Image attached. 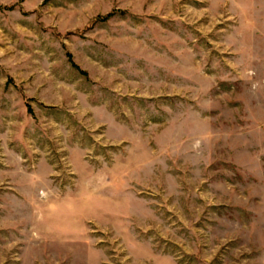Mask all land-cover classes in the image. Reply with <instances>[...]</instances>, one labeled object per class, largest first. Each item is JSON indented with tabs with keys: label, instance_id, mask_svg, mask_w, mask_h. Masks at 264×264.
Here are the masks:
<instances>
[{
	"label": "rangeland",
	"instance_id": "rangeland-1",
	"mask_svg": "<svg viewBox=\"0 0 264 264\" xmlns=\"http://www.w3.org/2000/svg\"><path fill=\"white\" fill-rule=\"evenodd\" d=\"M0 264H264V0H0Z\"/></svg>",
	"mask_w": 264,
	"mask_h": 264
},
{
	"label": "trees",
	"instance_id": "trees-1",
	"mask_svg": "<svg viewBox=\"0 0 264 264\" xmlns=\"http://www.w3.org/2000/svg\"><path fill=\"white\" fill-rule=\"evenodd\" d=\"M108 16H110V15H108Z\"/></svg>",
	"mask_w": 264,
	"mask_h": 264
}]
</instances>
